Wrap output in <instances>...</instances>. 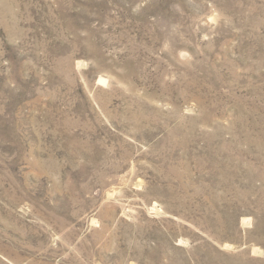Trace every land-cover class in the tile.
I'll return each instance as SVG.
<instances>
[{
	"label": "rangeland",
	"instance_id": "1",
	"mask_svg": "<svg viewBox=\"0 0 264 264\" xmlns=\"http://www.w3.org/2000/svg\"><path fill=\"white\" fill-rule=\"evenodd\" d=\"M0 264H264V0H0Z\"/></svg>",
	"mask_w": 264,
	"mask_h": 264
}]
</instances>
